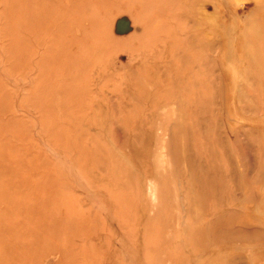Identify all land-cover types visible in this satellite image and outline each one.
Returning <instances> with one entry per match:
<instances>
[{
    "label": "rangeland",
    "instance_id": "374dc122",
    "mask_svg": "<svg viewBox=\"0 0 264 264\" xmlns=\"http://www.w3.org/2000/svg\"><path fill=\"white\" fill-rule=\"evenodd\" d=\"M0 264H264V0H0Z\"/></svg>",
    "mask_w": 264,
    "mask_h": 264
}]
</instances>
